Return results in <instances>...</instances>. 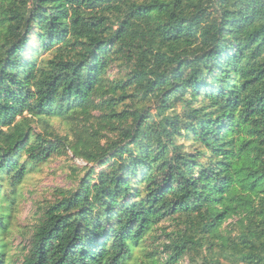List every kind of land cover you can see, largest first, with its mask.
Wrapping results in <instances>:
<instances>
[{"label": "trees", "instance_id": "16d2710c", "mask_svg": "<svg viewBox=\"0 0 264 264\" xmlns=\"http://www.w3.org/2000/svg\"><path fill=\"white\" fill-rule=\"evenodd\" d=\"M67 151L89 167L20 264H264V0H0V264Z\"/></svg>", "mask_w": 264, "mask_h": 264}, {"label": "rangeland", "instance_id": "374dc122", "mask_svg": "<svg viewBox=\"0 0 264 264\" xmlns=\"http://www.w3.org/2000/svg\"><path fill=\"white\" fill-rule=\"evenodd\" d=\"M116 75L117 71L114 69L108 72L111 78ZM49 125L50 129L59 135L67 136L72 140H75V133H82L84 130L80 123H65L60 120H49ZM33 129L34 132L39 133L41 125L35 121ZM99 140L101 144L105 141L104 138H99ZM88 167L71 151H67L64 156L52 157L46 163L31 167L23 183L15 190L11 234L7 238L9 244L7 264H20L22 247L27 245L33 228L42 215L41 208L58 200L61 192L73 191ZM3 189L6 196L13 191L9 187ZM233 222L229 220L223 225L222 234H226L229 223ZM180 264H187V260L183 259Z\"/></svg>", "mask_w": 264, "mask_h": 264}]
</instances>
